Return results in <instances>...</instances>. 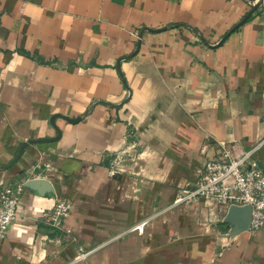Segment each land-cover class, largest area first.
I'll list each match as a JSON object with an SVG mask.
<instances>
[{"label":"crops","instance_id":"1","mask_svg":"<svg viewBox=\"0 0 264 264\" xmlns=\"http://www.w3.org/2000/svg\"><path fill=\"white\" fill-rule=\"evenodd\" d=\"M143 26L165 29L134 54ZM263 140L264 6L0 0V192L22 189L0 264H264V228L174 204L222 145L264 166ZM59 199L58 231L43 214Z\"/></svg>","mask_w":264,"mask_h":264},{"label":"built area","instance_id":"2","mask_svg":"<svg viewBox=\"0 0 264 264\" xmlns=\"http://www.w3.org/2000/svg\"><path fill=\"white\" fill-rule=\"evenodd\" d=\"M264 142V140H263ZM22 189L7 185L0 192V236H5L18 213ZM199 199L216 200L227 210L232 206L252 207L249 229L264 228V166L255 155V148L237 153L233 146L222 145V154L207 159L197 169L196 177L180 188L174 204H192ZM71 203L59 199L44 212V221L53 230H61L71 211ZM89 251L80 247L78 259Z\"/></svg>","mask_w":264,"mask_h":264},{"label":"rangeland","instance_id":"3","mask_svg":"<svg viewBox=\"0 0 264 264\" xmlns=\"http://www.w3.org/2000/svg\"><path fill=\"white\" fill-rule=\"evenodd\" d=\"M244 2H246V4H248L249 6L253 7H263L264 6V0H243ZM251 17L250 11L243 16V18L234 26L231 28L232 29H236L238 28L242 23H244L245 21L249 20ZM179 25L182 29H189L191 32H193L198 38L196 40L197 44H201L203 46L206 47H212L210 42L202 35V32L199 28H197L196 26L192 25V24H188V23H180L177 24ZM165 29L164 27L158 28V29H153V28H149L147 26H143L141 27L139 30H130V34L135 38L136 40V47L134 50V54H136L138 51H140L142 43H143V38H144V33L148 30H152V31H158V30H162ZM230 30V31H231ZM133 54V55H134ZM132 57V54L123 56L121 58L118 59L117 61V65L119 66L121 64L122 61L126 60V59H130ZM122 79H124L123 75H121Z\"/></svg>","mask_w":264,"mask_h":264},{"label":"water","instance_id":"4","mask_svg":"<svg viewBox=\"0 0 264 264\" xmlns=\"http://www.w3.org/2000/svg\"><path fill=\"white\" fill-rule=\"evenodd\" d=\"M252 216V207L251 206H232L228 210L227 218L231 220V222L236 223L237 227L240 229H248L249 223Z\"/></svg>","mask_w":264,"mask_h":264}]
</instances>
